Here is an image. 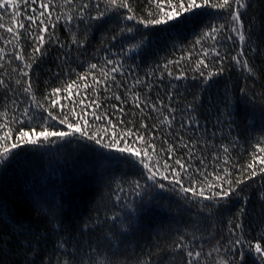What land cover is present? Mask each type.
Listing matches in <instances>:
<instances>
[{
  "label": "snow or ice",
  "instance_id": "1",
  "mask_svg": "<svg viewBox=\"0 0 264 264\" xmlns=\"http://www.w3.org/2000/svg\"><path fill=\"white\" fill-rule=\"evenodd\" d=\"M255 2L0 0V169L31 153L41 177L22 213L0 199V264H264V216L247 210L253 190L264 204V135L234 155L236 105L255 95H211L233 69L245 85L264 76ZM161 44L182 54L141 75L130 61ZM85 177L86 214L63 196ZM154 207L195 212L137 253L126 241Z\"/></svg>",
  "mask_w": 264,
  "mask_h": 264
},
{
  "label": "trees",
  "instance_id": "2",
  "mask_svg": "<svg viewBox=\"0 0 264 264\" xmlns=\"http://www.w3.org/2000/svg\"><path fill=\"white\" fill-rule=\"evenodd\" d=\"M140 2L143 3V0H140ZM244 18L246 21L251 20L254 24V39L257 45L255 63L258 67H260L264 65V58H262L259 54L260 49L264 48V0H256L255 5L249 9ZM0 23L5 24V28L0 29V35H3L5 38H11L10 34H8L6 31L7 27L11 26L9 23V17L6 16L3 21H0ZM61 34L64 35L62 31ZM186 35L188 40L192 39L190 34ZM0 46H3L2 43H0ZM92 50L94 51V49ZM56 54V51L53 50V57ZM181 54L182 53L177 50H172L170 44L167 46L161 44L159 45V51L146 53L143 57H139L135 61H130V63L134 62L139 64L137 71L143 75L147 69L151 68L154 63L161 61L162 58L167 57L170 59H175ZM193 59H195V56ZM48 68H53L51 61L42 65V78H46L45 72ZM53 70L55 69L53 68ZM217 79L218 83L216 84V87L211 90V95L213 97L222 95L226 87H230L231 90L238 95L239 89L244 86H247L249 92L255 95V109L253 103L243 102L237 103L235 108V120L239 124V127L235 128L233 135L240 137L241 147L237 153H234V155H238L239 159L242 161L246 160L248 158V153L252 150V143L255 142L257 137L264 135V123H262V121L259 119L258 114L259 106L262 101L260 93L264 92V76H262V78L257 81L249 80L245 85L237 71L233 69L229 72H226L222 77ZM166 83L167 81H165V84ZM189 85L194 90L195 82L189 81ZM253 85L255 86L253 87ZM161 95H164L163 91H161ZM208 95V93H205L203 100L205 106H209L207 100ZM188 99H191L190 94L188 95ZM254 110L257 112L255 118H253ZM71 147L73 149L75 148L74 145ZM84 155L85 154L81 150V158H84ZM34 173L36 182L38 183L41 178L40 165L37 159L34 158L31 153H29L24 161L12 163L6 169H0V199L7 201V203L18 213H22L27 206L26 193L28 191L29 183L34 179ZM70 186L71 191H64L63 196L68 198L73 203V205L78 206L79 210L86 214L88 211L86 201L90 199L94 191V186L89 182L87 177L79 180L73 178ZM174 199V197H170L168 194H165L164 200L167 201ZM231 210L235 212L236 208L233 207ZM247 210L249 212V219L264 216V204L258 201L254 190L252 191ZM189 212L194 213L195 209H189ZM189 212H186L183 216H180L175 211L168 212L165 209L154 207L153 211L143 216L140 229L133 235H130L126 243L134 247L137 253L141 252L142 250L146 251V246H152L155 239V233L161 230L162 225L164 227L169 225L171 227H180V224H178L176 221L187 219ZM165 239H167V237H165ZM2 256L5 261L12 259L10 252L7 250L3 252Z\"/></svg>",
  "mask_w": 264,
  "mask_h": 264
}]
</instances>
